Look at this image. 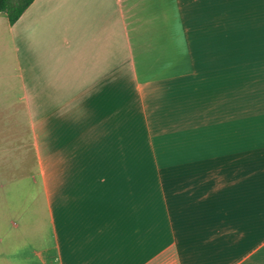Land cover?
Masks as SVG:
<instances>
[{"label":"crops","instance_id":"crops-1","mask_svg":"<svg viewBox=\"0 0 264 264\" xmlns=\"http://www.w3.org/2000/svg\"><path fill=\"white\" fill-rule=\"evenodd\" d=\"M0 116V264H264V0L0 14Z\"/></svg>","mask_w":264,"mask_h":264},{"label":"rangeland","instance_id":"rangeland-1","mask_svg":"<svg viewBox=\"0 0 264 264\" xmlns=\"http://www.w3.org/2000/svg\"><path fill=\"white\" fill-rule=\"evenodd\" d=\"M5 36V35H4ZM2 117L9 119L8 116H0V120H2ZM8 154H15L13 152L11 153H7V157H2L0 156V170L3 174V177L5 175V170L6 167H11V171L8 172V174H10L11 177L18 175L21 176V170L20 168L17 169V171L13 168L14 167V163L11 162L12 158H14V156L8 157ZM13 161V160H12ZM20 170V171H19ZM6 177V176H5ZM6 181V180H3ZM24 186L27 185V182H23ZM9 187L6 188V192L5 195L3 194V192H1V196H2V201L0 204V235L2 237H4L6 234L9 236L10 233H14V230L11 229V226L18 224L19 219H18V214L19 212L17 211V213L12 209V204L17 200V202L19 203V205L22 204V199L20 200V196L17 197V199L15 198V196L13 195V193H11L8 189ZM7 199L6 201H4L5 198ZM35 198V202H36V196ZM7 202V203H5ZM24 212V209L22 210ZM36 218V217H35ZM40 229V226H39ZM47 228L44 227V234L46 233ZM25 232V231H24ZM23 231H19V235L22 234ZM28 236H29V231H28ZM46 237V234H45ZM45 237H44V242H45ZM50 240V237L48 238V241ZM38 245V246H37ZM40 247L39 244H35V250ZM25 251V250H24ZM29 251V243L27 245V250Z\"/></svg>","mask_w":264,"mask_h":264},{"label":"trees","instance_id":"trees-1","mask_svg":"<svg viewBox=\"0 0 264 264\" xmlns=\"http://www.w3.org/2000/svg\"><path fill=\"white\" fill-rule=\"evenodd\" d=\"M32 2L33 0H0V14H4L12 25Z\"/></svg>","mask_w":264,"mask_h":264}]
</instances>
